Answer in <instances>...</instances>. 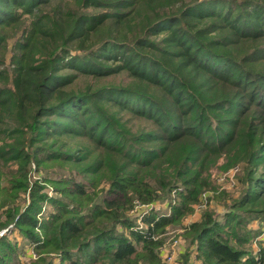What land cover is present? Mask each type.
Returning a JSON list of instances; mask_svg holds the SVG:
<instances>
[{
    "label": "trees",
    "instance_id": "obj_1",
    "mask_svg": "<svg viewBox=\"0 0 264 264\" xmlns=\"http://www.w3.org/2000/svg\"><path fill=\"white\" fill-rule=\"evenodd\" d=\"M1 123L0 264H264V0H0Z\"/></svg>",
    "mask_w": 264,
    "mask_h": 264
},
{
    "label": "rangeland",
    "instance_id": "obj_2",
    "mask_svg": "<svg viewBox=\"0 0 264 264\" xmlns=\"http://www.w3.org/2000/svg\"><path fill=\"white\" fill-rule=\"evenodd\" d=\"M79 85H81V83H78ZM4 124L1 123L0 124V129L4 128ZM74 141H78L81 142L87 146H89L91 149L93 148L92 146V142H90L87 138H82V137H78L75 138ZM71 142V140H63L64 143L67 144H71L72 145H76L75 143ZM76 142V143H78ZM33 167V166H32ZM240 169L239 168H231L228 171H224V172H217L214 174V181L216 186L218 187L219 191H229V192H234V197H236L237 195V191L239 192V182H240V178H239V174H240ZM39 175H42L41 173H35L33 172L31 176H33L34 178H37ZM44 192L47 193L48 195H53L52 193V189L47 187L44 189ZM172 198L174 199L173 201L178 200L176 193L173 194L171 193ZM212 195L211 192H208L207 196ZM27 200V197H26ZM27 203V202H26ZM160 204H163L162 202ZM169 207H165V205H161L159 206V208L157 209L159 215H162L164 213H166ZM43 209V208H42ZM196 211H194V213H191L190 215H188L187 217H185L184 219L181 220L180 226H175V227H168V229L166 230L165 233V243L166 244H170L172 243V241L174 240H179L182 243V227H184L185 225H187L188 223H191L193 221H196L198 216L201 213L202 207H195ZM194 209V210H195ZM204 209V207H203ZM217 209L219 211H222L221 207L218 206ZM46 210V209H45ZM250 226L255 227L256 224L255 223H251ZM13 241H16L19 244L20 250H24L26 248L24 241L21 240V235L16 233L14 236L10 235ZM262 240L263 245H264V227H263V234L260 235L259 237L256 238V240ZM185 246H182V251L178 254V256L175 258V264H183L184 259L182 258V254L185 252Z\"/></svg>",
    "mask_w": 264,
    "mask_h": 264
},
{
    "label": "built area",
    "instance_id": "obj_3",
    "mask_svg": "<svg viewBox=\"0 0 264 264\" xmlns=\"http://www.w3.org/2000/svg\"><path fill=\"white\" fill-rule=\"evenodd\" d=\"M161 205H165V207H168L167 203H163ZM153 205H135V207L131 210L134 217H139L148 211L149 208H151ZM160 205L156 206V210L159 208ZM168 211L164 213V215H169L170 209H167ZM9 228H13L12 225H10ZM5 232V230L0 231V235H2ZM182 243L179 240H174L170 244H164L161 249L162 254V263L161 264H175V258L178 256V254L182 251Z\"/></svg>",
    "mask_w": 264,
    "mask_h": 264
}]
</instances>
